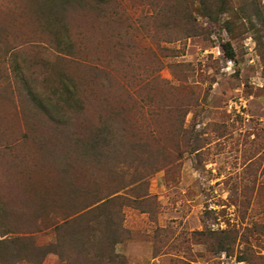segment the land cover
<instances>
[{"label":"rangeland","instance_id":"374dc122","mask_svg":"<svg viewBox=\"0 0 264 264\" xmlns=\"http://www.w3.org/2000/svg\"><path fill=\"white\" fill-rule=\"evenodd\" d=\"M0 264H264V0H0Z\"/></svg>","mask_w":264,"mask_h":264},{"label":"trees","instance_id":"16d2710c","mask_svg":"<svg viewBox=\"0 0 264 264\" xmlns=\"http://www.w3.org/2000/svg\"><path fill=\"white\" fill-rule=\"evenodd\" d=\"M222 48H223V51H224V53L226 54V56L228 58H230V59L234 58L235 53H234V49H233L232 44L230 43V41L224 42L222 44ZM102 200H104L103 203L97 204L96 207L101 206V205L105 204V202L108 201V199H106V198H104ZM102 200H100V201H102ZM92 209H94V208L89 206V207L81 210L79 213H77V215H82V214L87 213L89 210H92ZM77 215H76V217H77ZM66 220H70V219H66ZM65 222H67V221H65ZM123 229H124V227H123V225L121 223H118L115 227H112V232H113V234H115L114 244L120 242V234L122 233ZM7 242H8V240H7ZM220 249L221 250H226V248L224 246H221Z\"/></svg>","mask_w":264,"mask_h":264}]
</instances>
